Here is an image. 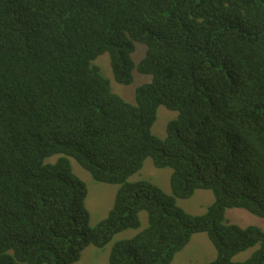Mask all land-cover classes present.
I'll list each match as a JSON object with an SVG mask.
<instances>
[{
  "label": "trees",
  "instance_id": "1",
  "mask_svg": "<svg viewBox=\"0 0 264 264\" xmlns=\"http://www.w3.org/2000/svg\"><path fill=\"white\" fill-rule=\"evenodd\" d=\"M106 53L117 83L152 77L135 104L94 65ZM160 106L178 113L165 139ZM148 158L172 170L170 195L128 182ZM71 159L121 185L95 227ZM196 190L215 196L201 216L177 205ZM229 209L264 219V0H0V264H75L141 212L148 227L109 264H171L201 233L209 264H264V232L227 223Z\"/></svg>",
  "mask_w": 264,
  "mask_h": 264
},
{
  "label": "rangeland",
  "instance_id": "2",
  "mask_svg": "<svg viewBox=\"0 0 264 264\" xmlns=\"http://www.w3.org/2000/svg\"><path fill=\"white\" fill-rule=\"evenodd\" d=\"M146 47L136 44V51L133 55L134 62H139L145 57ZM94 65L100 69L101 74L110 81L114 94L121 97L124 101L135 104L136 91L139 87L150 83L151 76L143 75L134 71V81L130 85H122L115 81L111 60L108 53L99 56ZM178 118V113L168 110L165 106H160L157 110V120L152 127V134L160 139L167 137L168 125ZM59 156L49 158L47 163H55ZM74 174L86 185L87 196L85 200L86 208L90 215V225L97 226L105 220L113 207L114 200L121 185L107 184L95 181L89 172L83 169L75 160L71 159ZM172 170L170 168L159 169L154 166L152 159L145 160L142 169L129 178L128 182L136 183L148 181L159 186L165 193L171 194L170 179ZM215 202V196L209 190H196L195 194L189 199H178L177 205L188 214L201 216L207 213L208 208ZM225 220L229 224L237 225L241 228L256 226L264 232V219L254 216L243 209H229L225 212ZM140 229H129L114 236L112 241L104 248L93 245L87 247L81 258L75 264H109V257L112 247L121 241L135 237L139 232L146 229L149 225V218L146 212L140 213ZM257 247L249 249L233 258L234 262H244L251 257ZM217 257V252L204 233L196 234L190 243L176 254L171 264H209Z\"/></svg>",
  "mask_w": 264,
  "mask_h": 264
}]
</instances>
